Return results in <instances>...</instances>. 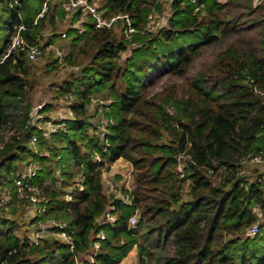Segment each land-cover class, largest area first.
I'll list each match as a JSON object with an SVG mask.
<instances>
[{
    "label": "trees",
    "instance_id": "obj_1",
    "mask_svg": "<svg viewBox=\"0 0 264 264\" xmlns=\"http://www.w3.org/2000/svg\"><path fill=\"white\" fill-rule=\"evenodd\" d=\"M16 1L0 0L7 35L0 51V264H77L78 257L83 264H119L134 248L135 264H264V170L245 169L262 165L248 155L264 156V4L235 16L238 0H200L198 11L189 0H170L166 26L153 32L148 15L163 13L164 2L102 0L104 16L130 15L138 31L127 40L122 22L96 28L81 9L61 29L63 0H49L36 23L47 0ZM81 20L80 33L75 24ZM22 23L23 37L43 55L53 47L48 71L72 69L70 78L54 84L55 103L39 110L44 114L70 97L72 115L51 122L64 127L49 135L50 116L32 115L35 62L24 51L8 53ZM64 38L69 42L60 60L54 47ZM231 38L181 93L171 83L150 94L153 73L185 77L205 47ZM93 102L96 114L101 107L109 120L103 136L90 121ZM181 153L187 155L184 178L176 171ZM120 158L133 165L131 204L108 194L103 180ZM31 162L39 164L31 184L41 189L42 201L30 220L29 192L21 195L16 179ZM110 206L114 225L105 220ZM137 212L132 229L129 219ZM50 219L66 223L71 242L55 227L37 238L40 222ZM32 225L33 235L20 236ZM100 232L106 237L90 261Z\"/></svg>",
    "mask_w": 264,
    "mask_h": 264
},
{
    "label": "built area",
    "instance_id": "obj_2",
    "mask_svg": "<svg viewBox=\"0 0 264 264\" xmlns=\"http://www.w3.org/2000/svg\"><path fill=\"white\" fill-rule=\"evenodd\" d=\"M167 1L170 0H158V2H167ZM189 1L190 3L196 5L195 8L196 11L200 10L202 6V4H200V0H189ZM101 2L102 0H63L62 7L64 10V15H65L64 17L68 19L70 18L72 12L81 9L84 14H88L92 16L96 28H103V27L112 28L117 24H119V22H122L125 38L127 40H132L133 35L138 31V29L133 24L130 15L118 13L112 16H104L103 11L100 9ZM48 8H49V0L43 3L42 9L39 12L34 23L37 22L38 18L43 17L46 14ZM167 20L168 18L165 16L164 13H160L156 9H153L148 15V22L146 24V28L148 31L155 32V30L157 31L158 29L164 27L165 24L167 23ZM75 26L78 28L80 33L83 32L82 20L77 22ZM25 28L26 25L24 23L16 27L15 32L11 35L8 53H10L13 50H21L26 52L28 58L31 61H36L42 55V51L38 45L29 44L25 40V38L22 35V31ZM63 37H66V33L63 34ZM134 45H137V43H134ZM54 51H55V55L58 58H60V60H62V58L65 55L64 48L60 46H55ZM8 53L6 54V56L8 55ZM62 66H64V64H62ZM64 100L68 102L70 100V97H65ZM98 102L99 105L102 106L103 104H108L110 102V99H108L107 101L99 100ZM44 106H45L44 104H40L37 107H35V110L42 109ZM98 115H101L100 128L104 130V132H106V128L108 126L109 120L103 116L101 107H99ZM49 124L53 126L52 128L46 127V129L48 130L45 132L46 135H49L51 131H56L57 129L64 127V124L62 123L53 124L49 122ZM36 140L37 138L36 136H34L33 142H36ZM186 157L187 155L185 153H181L177 157L176 171L178 172L181 178H184L186 176V166L184 163V159ZM246 160H249L250 162L257 164H262L264 166V156L262 155L250 154L246 157ZM38 169H39V164L36 162H31L27 167L25 174H23L21 177L16 179V185L18 186L19 193L23 195L25 191H28L29 194L27 196H29V199L31 201V206L35 207L37 210L40 209L38 207L39 206L38 204L42 201V191L38 186L32 185L31 180L36 175V171ZM187 183L188 185H190L192 183L191 179H187ZM79 185L82 187V181H79ZM126 189L128 190V193L123 194L121 192L119 193L117 192V196L122 201L131 204L133 200V197L131 196V192L133 191V189L130 188H126ZM114 208H115L114 206H110L105 214V220L111 225H114V223L116 222V215L113 213ZM41 211H44V209L41 208ZM129 226L132 229H136L138 227V212L130 217ZM39 227L40 229L37 233V238L41 234H45L47 229L55 227L61 230V232L57 234L59 237H61L63 240L67 242H71V239L68 236L67 232L64 231L66 227L65 222L57 221L56 219H50L47 221L40 222ZM257 232H258V226L255 225L251 228L250 234L254 235ZM105 237L106 236L104 232H100L97 235V238L92 245L91 252L88 254V259L90 261H94L95 255L101 247V240L105 239ZM71 247L73 248V245H71ZM77 264H83V260L79 257L77 258Z\"/></svg>",
    "mask_w": 264,
    "mask_h": 264
},
{
    "label": "rangeland",
    "instance_id": "obj_3",
    "mask_svg": "<svg viewBox=\"0 0 264 264\" xmlns=\"http://www.w3.org/2000/svg\"><path fill=\"white\" fill-rule=\"evenodd\" d=\"M222 2H225L226 0H221ZM53 2H60V0H54ZM238 2L241 4L238 8H234L232 11L235 16L239 15L241 12L249 11L250 8H254L257 5L264 4V0H238ZM250 4V5H249ZM165 14V16L168 18L171 15V6L169 4V1L164 2L163 10L161 11ZM59 20V27L61 29H65L69 25V18L64 19H58ZM241 21V19H240ZM167 24V23H166ZM165 24V26H166ZM119 28H117L118 30ZM159 30V29H158ZM119 31V30H118ZM156 31V30H155ZM6 28L4 24L0 27V51L3 49L5 41H6ZM233 41V39H229L224 44H216L212 46L205 47L202 51V54L195 60V62L191 65L189 68L187 74L185 77H178V76H171V75H165L162 77L157 78L158 75H160L159 72H155L152 74V76L148 80H154L155 84L153 86H150V94H154L155 92L161 91L165 86L176 83L178 84L180 90L179 92H182V89L187 88V85L191 82V80L196 76V74L203 69L205 66H208L210 64L216 54L223 49L226 44ZM67 42H69L68 39H61L58 41V45L61 47H64ZM53 47H50L46 50V52L42 53L40 58H38L35 63H33V74L32 79H35L36 83L33 88V90L30 92V100L31 104L33 106L32 109V115L34 120H40L42 121L45 114H48L50 116V122H53L56 119H63L70 117L72 113L68 109V102L63 100H59L56 105L53 106L52 110L47 111L44 114H39V110H35V107H37L40 104H44L46 107L47 105L54 102L53 98V87L54 84L62 83L64 80L70 78L72 69L70 68H58L54 70H47L46 64L49 62V50H52ZM127 53L123 55V57L126 56ZM149 93V92H148ZM55 103V102H54ZM98 102H93L88 106V109L92 115L90 121L94 125H99L101 120V115L96 114V108H97ZM99 104V103H98ZM43 107V108H44ZM49 112V113H48ZM43 116V118H42ZM53 125L47 123V128H52ZM99 134L103 136L104 130L100 128ZM245 169L247 172H252L255 170L263 171L264 167L262 165L256 166L255 164H246ZM103 180L105 182L106 191L108 194H117V192H120V188H135V181L134 175H133V165L131 162H129L127 159L122 158L121 160H117L111 167L110 170H106L103 172ZM189 187L186 188L188 190ZM8 198V197H7ZM37 209L31 205H28L27 207V215L28 218L34 219L36 216ZM36 226L32 225L30 229H21L19 234L20 236H23L24 234L33 235ZM52 233V232H51ZM137 250V248H136Z\"/></svg>",
    "mask_w": 264,
    "mask_h": 264
},
{
    "label": "crops",
    "instance_id": "obj_4",
    "mask_svg": "<svg viewBox=\"0 0 264 264\" xmlns=\"http://www.w3.org/2000/svg\"><path fill=\"white\" fill-rule=\"evenodd\" d=\"M122 158H120L121 160ZM134 182V181H133ZM137 262V250L132 249L119 264H135Z\"/></svg>",
    "mask_w": 264,
    "mask_h": 264
}]
</instances>
